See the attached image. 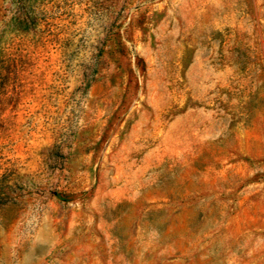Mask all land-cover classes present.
<instances>
[{
	"label": "rangeland",
	"instance_id": "374dc122",
	"mask_svg": "<svg viewBox=\"0 0 264 264\" xmlns=\"http://www.w3.org/2000/svg\"><path fill=\"white\" fill-rule=\"evenodd\" d=\"M0 264H264V0H0Z\"/></svg>",
	"mask_w": 264,
	"mask_h": 264
}]
</instances>
